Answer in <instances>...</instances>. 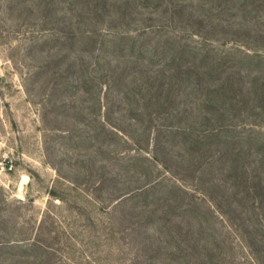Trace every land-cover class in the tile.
I'll list each match as a JSON object with an SVG mask.
<instances>
[{"label": "trees", "instance_id": "16d2710c", "mask_svg": "<svg viewBox=\"0 0 264 264\" xmlns=\"http://www.w3.org/2000/svg\"><path fill=\"white\" fill-rule=\"evenodd\" d=\"M133 1L115 0L111 6V0H72L68 11L58 17L56 2H38L36 8L45 20L66 28L60 38L71 45L84 38L83 49L95 58L76 59L64 52L42 69L55 65V77L62 71L66 79L74 74L64 87L71 85L80 95L105 90L108 107L114 103L112 95H122L126 69H134L129 90L116 102L123 112L128 105L140 114L148 112L150 127L141 130L146 137L139 142L152 144L156 117L170 123L155 131L152 151V161L163 165L165 173L139 188L133 198H148L168 189L170 194L146 204L144 222H156L161 234L169 230L173 239L179 238L181 257L187 264H264V0H143L163 5L166 21L183 25L192 36L201 37V43L183 44L176 28L150 23L136 31L100 30L108 32L104 38L112 47L107 50L88 26L107 22L109 8L129 7ZM127 16L121 14L119 19L125 22ZM238 17L240 25L235 22ZM224 34L240 38L222 43L219 37ZM245 36L249 39L242 41ZM102 123L106 132L127 135L125 128L108 118ZM140 143L136 144L139 154L130 159L148 160L154 168L145 156L150 152ZM111 177L117 180L119 176ZM188 180L194 182L191 187ZM110 181L105 177L100 185L104 188ZM132 195L116 201L128 202ZM197 212L206 223L215 218L228 233H209L213 224L206 226ZM229 231L241 235V240L234 244ZM166 244L158 238L148 247L150 261L165 255ZM235 245L240 246L242 256ZM3 253L5 264L59 263L52 248L33 233L10 234L0 242V257ZM61 264L78 263L62 258Z\"/></svg>", "mask_w": 264, "mask_h": 264}, {"label": "rangeland", "instance_id": "374dc122", "mask_svg": "<svg viewBox=\"0 0 264 264\" xmlns=\"http://www.w3.org/2000/svg\"><path fill=\"white\" fill-rule=\"evenodd\" d=\"M40 1L43 0H0V242L10 234L33 233L52 248L58 264L62 258H70L78 264H150L153 261L149 259L148 247L163 238L167 243L166 253L156 257L153 264H187L181 257L179 238L173 239L169 230L161 234L156 222H144L146 204H152L156 197L166 198L170 189L148 198H133L139 188L165 173L163 165L152 161V151L155 150V131L170 124L169 121L156 117L152 144L139 142L146 137L141 135V130L150 127L148 112L140 114L133 108L130 110L129 105L123 112L116 102L129 90L134 69H126L122 95H112L114 103L110 107L105 100V90L80 95L71 85L64 87L74 74L66 79V74L59 71L57 77L60 78H57L53 71L55 65L42 69L64 52L90 61L95 58L83 49L84 38L71 41L77 43L75 45L60 38L66 28L45 20L36 8ZM47 2L50 5L56 1ZM70 2L72 0L56 2V17L68 11ZM135 2L121 9L116 5L109 8L107 22L99 20L95 27L88 26L97 33L99 42L105 43L107 50L112 47L104 38L108 32L99 33L100 30L119 33L133 28L136 31L150 23L160 24L165 29L176 28L183 44L201 43V37L192 36L183 25L167 22L163 5L158 6L156 2L149 5L143 0L139 5ZM109 4L114 6L115 0ZM125 13L128 16L123 22L119 18ZM235 20L236 24L241 22L240 17ZM235 33L236 30L231 32ZM238 36L224 34L219 38L226 43L230 38H240ZM247 38L243 37L242 41ZM96 48L98 53L101 46ZM107 118L110 123L125 128L127 135L120 137L106 132L102 122ZM131 123L137 127H130ZM137 143L150 152L143 155L151 158L154 168L148 160L130 159L139 154ZM175 168L172 170H177ZM111 175L119 177L114 180ZM105 177L111 181L102 188L100 183ZM188 182L190 187L194 183ZM131 194L130 201L126 202ZM120 196L126 199L116 201ZM3 220H7L6 224ZM210 223L213 229L209 233L215 231L219 236L222 231L228 233L215 218L204 224L211 227ZM229 233L234 244L242 238L232 231ZM235 248L242 256L240 246ZM4 258L0 264H5Z\"/></svg>", "mask_w": 264, "mask_h": 264}]
</instances>
